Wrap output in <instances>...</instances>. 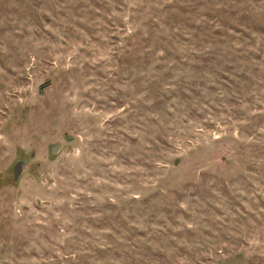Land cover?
<instances>
[{"label": "rangeland", "instance_id": "374dc122", "mask_svg": "<svg viewBox=\"0 0 264 264\" xmlns=\"http://www.w3.org/2000/svg\"><path fill=\"white\" fill-rule=\"evenodd\" d=\"M0 264H264V0H0Z\"/></svg>", "mask_w": 264, "mask_h": 264}, {"label": "water", "instance_id": "95a60500", "mask_svg": "<svg viewBox=\"0 0 264 264\" xmlns=\"http://www.w3.org/2000/svg\"><path fill=\"white\" fill-rule=\"evenodd\" d=\"M21 165H22V161H20V160H17L14 162L13 169H12L13 170V173H12L13 179H16L19 176V174L21 172Z\"/></svg>", "mask_w": 264, "mask_h": 264}]
</instances>
